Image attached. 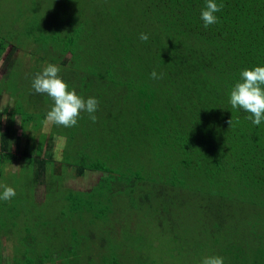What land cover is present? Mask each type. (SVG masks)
Returning a JSON list of instances; mask_svg holds the SVG:
<instances>
[{
	"label": "trees",
	"instance_id": "1",
	"mask_svg": "<svg viewBox=\"0 0 264 264\" xmlns=\"http://www.w3.org/2000/svg\"><path fill=\"white\" fill-rule=\"evenodd\" d=\"M58 1L63 11L60 23L51 20L49 34L34 38L45 49L38 59L44 62L48 49H59L64 66L90 62L92 81L109 75L110 84L92 85L105 87L109 94H95L105 102L99 101L102 108L95 115L107 110L111 118L93 123L87 114L81 115L76 126L57 137L62 158L57 160L53 153L45 157V138L33 144L47 114L44 94L33 91L35 102L17 100L14 108L0 111V164L28 158L26 166H33L30 176L29 170L22 173L23 182L35 187L46 185L47 170L54 167L46 198L61 189L54 178L64 167L74 168L79 177L88 170L101 172L98 184L105 176L114 184L108 182L106 196L89 201L78 196V190L61 189L66 204L54 218L43 211L32 214L27 194L12 197L26 208L28 234L34 232L33 240L44 248L30 247L8 264H53L63 259L65 264H75V259L77 264L92 263L88 242L97 234L94 229L80 236L78 224L93 213V223L101 221V230L110 236L107 227L122 223L118 192L130 195L128 211L143 214L152 225L167 221L169 226L162 230L173 240L180 230L195 231L186 222L191 213L210 230L213 255L224 257L225 264H264V121L254 125L247 119L249 113L229 103L240 72L264 66V0H216L223 8L216 13L218 22L207 29L200 18L205 0ZM140 33H147L149 40L141 41ZM4 37L0 36V59L8 47ZM68 53L71 58L64 60ZM153 70L163 78L152 79ZM68 75L63 78L71 82ZM18 116L22 132L15 137ZM110 149L118 153L112 155ZM143 161L149 163L147 174ZM121 170L130 174L115 172ZM146 182L164 187L151 195ZM92 190L79 192L89 195ZM138 193H145L140 205L133 196ZM97 202L105 208L101 216L93 212Z\"/></svg>",
	"mask_w": 264,
	"mask_h": 264
},
{
	"label": "rangeland",
	"instance_id": "2",
	"mask_svg": "<svg viewBox=\"0 0 264 264\" xmlns=\"http://www.w3.org/2000/svg\"><path fill=\"white\" fill-rule=\"evenodd\" d=\"M61 6L58 0H0V36L7 37L6 42L8 44L5 53L0 59V111L5 107L8 109L14 108L17 100L22 102H35L36 99L33 97L34 89L32 88V80L37 73L42 72L47 64L57 65L61 69L58 75L63 80V77L67 78L64 74H69L68 80L71 82L64 81L70 84V90L74 88L77 94L81 93L78 95L82 96L84 94L83 98L95 97V94H98L99 91L100 94L104 95L106 98L109 97L105 87L102 86L98 88L92 84H110V76L106 75L105 80L96 79L92 81L89 78L92 71V64L90 62L86 64V62L76 63V61H74L64 66L62 64V55L59 53V49H48L47 52L50 53L48 55L49 59L44 62L38 59L41 57L39 52L43 53L45 49L41 48V44L36 43V39L34 38L38 36L39 33L45 35L49 34L51 20L57 19L60 23V15H63ZM52 16L54 18H52ZM36 22L38 27L34 30L33 23ZM63 29H66V27ZM28 30L31 31L30 34ZM51 36L54 37V35ZM10 37H13V39L9 40ZM70 58V53L63 57L64 60H69ZM100 62L101 61L98 60L100 66H106L105 64L102 65ZM96 65L98 64H95V66ZM81 87L84 88V92ZM96 99L102 101L100 97ZM42 101L45 103L43 112L46 113L50 110L53 101L46 94L42 96ZM101 104L104 105L105 102L102 101ZM101 108L102 106L98 107L99 110ZM104 113L105 114L97 115L100 122L103 119L109 120L111 118L107 110H105ZM84 114L86 115L87 113H81V115ZM5 124L6 121H4V125ZM44 125L42 124V130H37V133L42 134L41 136L39 134L40 137L37 135L36 141L33 144L37 145L39 143L38 140L45 138L44 156L47 157L53 153L57 160H60L62 158V153H57V137H59V133L68 132L70 128L49 124L47 126L45 125V129ZM1 131L2 129L0 128V132ZM21 132L20 117L18 116L15 120V137L21 135ZM14 149L15 143L13 144V151ZM109 151L112 155L118 153L113 149ZM27 163L28 158H19L14 160L12 164H5L6 166L0 164V185L13 187L19 198L27 194L30 199H28L26 203L30 212L34 215H36V213H41V211L49 218L61 215L64 210L63 206L66 204L61 195V189L65 188L67 192L78 190L77 195L81 196L84 201H89L96 197L106 196L110 187L108 182H114L106 179L107 176H105L104 179L107 181L104 182L103 179V181L98 184L100 177L104 175L103 173L88 170L82 177H79L76 176V170L74 168L64 167L61 169L60 175L54 178V181H58L61 189H57L58 191L46 198L48 189L52 187L51 180L55 174V172H53L54 167H49L47 170L46 185L35 187L34 185H28L23 182L25 175H22V173L26 174L29 170L27 176H30V168L33 166L30 164L26 166ZM141 163H144L142 164L145 167L144 173L147 174L146 170L150 168L148 161H143ZM141 163H136L135 165ZM115 172L130 174L127 170ZM144 185L149 187L147 191L151 195L156 194L160 191L159 188L164 187V185L159 182H146ZM90 190H92V192L89 195L79 192ZM0 191H2V189H0ZM142 194L145 193L133 195L138 205H140V196ZM118 195L119 196L115 195V197L118 198L119 210L117 213L122 216V223H115V225L107 227L112 230L110 236H108L109 233L101 230V227H103L101 221H95V223H93V213L85 220L84 224H78L80 236L94 229L97 234L96 240L88 242V244L93 247L91 251L94 258L93 262H85V260H82L83 262H81V264H109L111 262L117 264L118 260L122 262L121 264H200L202 258L214 254L212 244L208 242L211 238L210 230H207L204 223L199 221L193 214L189 213L190 216L186 222L190 221L195 231L183 233V231L180 230L178 236L173 240L171 234L164 233L162 230L165 228L166 224L168 225L167 221L162 220L165 222L164 226H160L159 223L157 225H152L143 214L128 211L130 209L129 194L118 192ZM110 196L111 193L109 197ZM1 201L5 200H0V225L3 222V226L0 227V264H8L15 259L17 253L25 254L30 247L35 246L38 249L44 248V246L37 245L39 243L38 240L36 242L33 240L32 235L35 234L34 232L32 235L28 234L27 231L30 220L26 218V208L19 203L20 201L11 198V200H8L7 205L3 204ZM104 211V205L97 202L93 212L99 213L101 216ZM58 241L56 243H58ZM104 241H108L107 247H100V243ZM60 243H64V241L61 239ZM113 255L117 257V262ZM74 263L77 264L76 259ZM53 264H65V261L63 259L61 262H55Z\"/></svg>",
	"mask_w": 264,
	"mask_h": 264
},
{
	"label": "clouds",
	"instance_id": "3",
	"mask_svg": "<svg viewBox=\"0 0 264 264\" xmlns=\"http://www.w3.org/2000/svg\"><path fill=\"white\" fill-rule=\"evenodd\" d=\"M223 8L216 0H205L200 18L207 29L218 22L216 13ZM141 41H148L147 33H140ZM61 69L54 64H47L42 72L36 74L32 80V88L36 93L46 94L53 104L46 114L44 124H55L65 128L77 125L82 112H86L89 119L95 123L98 117L95 113L99 107V101L95 97L87 99L78 95L75 89H69V85L58 75ZM152 79H162L163 74L155 70L150 74ZM229 103L233 109H242L249 113L247 119L259 126L264 121V66L246 68L240 72V79L235 83L231 92ZM230 128L233 125V117L227 121ZM0 200H11L16 195L13 187L0 185ZM200 264H225L224 257L209 255L202 258Z\"/></svg>",
	"mask_w": 264,
	"mask_h": 264
}]
</instances>
